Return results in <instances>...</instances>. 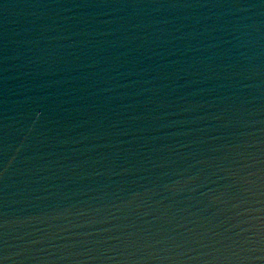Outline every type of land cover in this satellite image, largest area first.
I'll return each instance as SVG.
<instances>
[{
	"label": "water",
	"instance_id": "water-1",
	"mask_svg": "<svg viewBox=\"0 0 264 264\" xmlns=\"http://www.w3.org/2000/svg\"><path fill=\"white\" fill-rule=\"evenodd\" d=\"M0 264H264V0H0Z\"/></svg>",
	"mask_w": 264,
	"mask_h": 264
}]
</instances>
